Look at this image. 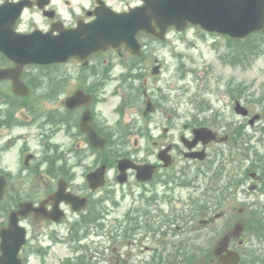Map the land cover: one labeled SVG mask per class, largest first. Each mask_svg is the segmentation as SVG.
Instances as JSON below:
<instances>
[{
  "label": "flooded vegetation",
  "instance_id": "af4514ba",
  "mask_svg": "<svg viewBox=\"0 0 264 264\" xmlns=\"http://www.w3.org/2000/svg\"><path fill=\"white\" fill-rule=\"evenodd\" d=\"M137 3V0H0V71L20 70L18 80L27 89L26 96L16 95L12 81L0 79V258L3 255L1 245L13 248L21 241L23 245L17 259L8 255L0 264H65L63 260L52 263L49 245L53 243V234L54 245H58L67 232L72 236L71 242L63 245L97 244L96 240L89 243L87 239L91 232L99 236L98 230L104 222L99 212L105 204L101 197H109L104 190L109 187L113 192L114 188L105 184L93 190L87 175L101 165L106 167L108 174L116 162L112 155L116 149H124L127 141L123 139L125 132H118L116 136L103 119L99 121L100 113L95 106L115 97L117 90L125 87L126 93L115 107L116 114L123 113L129 108L125 105L133 95L132 85L138 82L130 79L129 74L143 73L147 68L144 55L133 61L124 48L93 53L86 65L76 57L49 65L21 63L10 59L1 48L11 47L12 38L19 35L35 31L57 35L58 31L72 28L79 21L88 22L97 14L106 13L105 7L121 12ZM69 66L78 72L75 77L78 82L67 86L64 82L66 73L60 76L61 80H57L56 74ZM51 70L55 73L50 74ZM94 88L97 92L106 88L107 91L96 96ZM151 99L155 104L153 96ZM70 100L74 109L67 108ZM178 118L176 113L167 112L163 120L166 124L162 125L166 129L150 136L155 138L150 142L152 151L145 153V159H136L138 163L155 165L153 180L143 186L155 184L163 188L173 175L184 172L188 165L196 168L203 164L187 159L186 154L204 149L208 159L213 143L205 147L197 143L187 151L186 145L190 144L194 128L193 117L182 125L184 132L174 124ZM68 129L74 132L68 145L51 144L52 135ZM117 140L121 144L118 145ZM165 149L168 150L164 156L171 161L168 167L158 159V153ZM99 154L107 161L101 162ZM88 156L93 159L86 164L85 157ZM64 157L67 161L61 160ZM11 164H17V169L12 170ZM133 174V171L129 172V176ZM248 175L256 181L250 187L257 189L261 176ZM59 179L64 180L66 191L74 195L73 202H54ZM79 179L81 183H78ZM239 184L244 183L241 180ZM237 190L242 191L243 186ZM22 204H29L30 209L19 212ZM206 223L211 220L207 219Z\"/></svg>",
  "mask_w": 264,
  "mask_h": 264
},
{
  "label": "rangeland",
  "instance_id": "374dc122",
  "mask_svg": "<svg viewBox=\"0 0 264 264\" xmlns=\"http://www.w3.org/2000/svg\"><path fill=\"white\" fill-rule=\"evenodd\" d=\"M142 41L146 45L144 53L147 55V70L143 73L129 74L130 79L138 80L132 86L138 87V90L136 94L134 92V100L133 95L129 98L130 108L124 109L121 114L115 113L117 103L122 94L126 93L122 89L117 90L115 97H110L95 106L97 112L100 113L99 121L101 122L103 119L112 127L116 136L121 127L129 128L130 133L123 138L130 141L124 146L126 153L142 158L144 152L151 150L150 140L152 138L150 136L161 133L164 128L162 125L166 124L163 122V117L167 115V111L162 112L161 109L164 95L168 102L163 106H169L179 114L180 129L187 118L200 113V117L204 118L203 123L217 131L219 137H223L225 134L230 135L231 132H240L239 134L243 133L248 136L247 143H245L243 134L238 136L239 144L235 147L229 145L230 141H224V143L211 147L210 158L212 157V161H214L213 167H226L223 174L224 181H227V177L229 179V175L243 172V169L245 170L250 165V161H253L254 157L264 156V54L256 60L254 56H251L252 52L249 51H246L242 56L237 42L217 34L202 33L196 26H189L181 33L174 30L169 31L167 40L162 44L152 43L146 38H143ZM262 49L264 50V46ZM246 56L250 58V63L246 66L238 64L237 60ZM157 62L161 64L162 71L159 76L152 77L150 71ZM53 73L55 71L51 70L50 74ZM65 73L67 80L64 82L67 86L78 82L75 81L78 72L71 66L57 73V80H61L60 76ZM140 80L141 82H139ZM142 89L148 91L150 97L153 96L155 100V104L151 100L153 107L155 106V113L150 119H145L142 114L144 109ZM108 90L110 91L111 87ZM102 91H107V88L99 90L96 95L101 96ZM44 92L47 91L44 89ZM59 97H62V94ZM234 97H237L241 104L249 108L250 111L260 113L261 119L255 123L254 127L247 126L241 117L235 115L233 111L235 100L232 99ZM36 127H38L37 123ZM73 134V130H62V132L52 135L51 143L61 146L68 145L73 139ZM227 137L229 140V136ZM117 144H121V141L117 140ZM134 144L140 145V147L134 148ZM231 157H234L233 162L229 161ZM99 158L104 159L101 154H99ZM237 158L242 159L237 161ZM92 159L91 156L85 157V163L87 164ZM207 163H211V160L209 159ZM11 165L14 167L12 170L17 169V164ZM193 171L194 169H190L191 173ZM254 171L264 173V165H259L258 169ZM113 172H115V168L109 171V186L113 180ZM239 179L242 178L239 176ZM184 181L176 182L174 186H171V190L167 191L159 188L155 190L154 188L139 187L133 179L124 187L115 185L114 192H111L108 187L103 193L110 194V196L103 195L101 197L105 204L100 207L99 212L104 218V222L101 223L100 230H98L99 237L96 235L97 233L91 232L87 239L89 243L95 239L97 245H51L52 263L66 259L76 264H78V260H82L83 263L114 264L115 261L111 260L113 247L131 245L134 236L139 240L144 234L146 226L157 218L163 223V219L170 215L188 213L191 203H201L200 199L203 197L200 196V193L204 187L209 188L210 185L218 183L215 176L212 181L209 176L207 179L196 175L193 182ZM249 183H253L250 177L244 181V186ZM232 187L234 186L232 185ZM263 193L257 191L251 196L243 193L237 194L234 201L228 202V206L230 209L236 207L237 210L243 205L249 207L253 202H256L258 208L259 205L260 208H264ZM223 206L225 204L221 202L219 213L223 218L220 224L211 222L208 225H200L199 218L193 213V220H183L184 227L179 220H174L170 225L164 226L163 229L170 233L166 237L163 236L167 238L166 241H161L163 256L169 259L167 263H208L211 250L217 240L222 236L224 230L228 231L232 227L236 218L241 220L245 228L242 234V238L246 236L244 246L259 247L264 250V243L259 244L255 239L250 240L251 231H255V227L258 226L259 229L264 230V217L248 216L245 212L237 213L236 216L230 213L229 208H223ZM105 209L108 211L106 212ZM207 218L209 216L204 219ZM252 222H254V230H252ZM247 229L248 234H246ZM174 234H176L175 237H173ZM148 239H141V242L148 241ZM149 245H153V243H149ZM129 256L131 258L127 264H137L135 263L138 261L136 253L132 251Z\"/></svg>",
  "mask_w": 264,
  "mask_h": 264
},
{
  "label": "water",
  "instance_id": "95a60500",
  "mask_svg": "<svg viewBox=\"0 0 264 264\" xmlns=\"http://www.w3.org/2000/svg\"><path fill=\"white\" fill-rule=\"evenodd\" d=\"M145 2L146 5L141 8L105 20L108 21L107 24L103 20H98L99 22L91 25L88 35L82 37L80 32L71 33L67 36L70 39L69 50L90 49L99 43L117 46L125 42L137 53L139 46L135 35L141 29L156 35L152 26L153 20L160 28L159 37L169 25L182 30L189 22L200 24L208 31H217L236 38L245 37L255 30H264V0H145ZM51 56L52 53L47 48L32 55L36 62L48 61ZM0 76L8 74L0 73ZM15 90L20 92L19 88ZM236 111L245 114V110L239 106L236 107ZM194 133L195 140L208 142L214 138L211 131L206 128L197 129ZM119 166L121 171L129 168L127 161H122ZM133 167L139 169L140 173H143L142 169L145 170V167ZM91 178L93 181L94 175ZM237 260L236 256L233 264H237Z\"/></svg>",
  "mask_w": 264,
  "mask_h": 264
}]
</instances>
